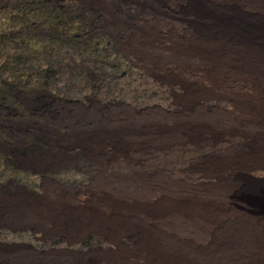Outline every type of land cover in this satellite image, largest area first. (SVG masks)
Returning <instances> with one entry per match:
<instances>
[{"label": "rangeland", "instance_id": "374dc122", "mask_svg": "<svg viewBox=\"0 0 264 264\" xmlns=\"http://www.w3.org/2000/svg\"><path fill=\"white\" fill-rule=\"evenodd\" d=\"M194 19L186 0H0V264H143L124 229L206 189L202 160L153 142L226 126L245 90L175 51Z\"/></svg>", "mask_w": 264, "mask_h": 264}, {"label": "bare ground", "instance_id": "6f19581e", "mask_svg": "<svg viewBox=\"0 0 264 264\" xmlns=\"http://www.w3.org/2000/svg\"><path fill=\"white\" fill-rule=\"evenodd\" d=\"M186 1L195 19L175 51L197 56L212 82L232 78L251 92L238 95L226 126L196 120L154 135L164 152L204 162L206 189L165 197L147 228L124 230L143 264H264V189L250 185L251 173L264 175V0ZM254 190L260 199L250 207L235 203L241 192ZM181 224L196 237H180Z\"/></svg>", "mask_w": 264, "mask_h": 264}]
</instances>
